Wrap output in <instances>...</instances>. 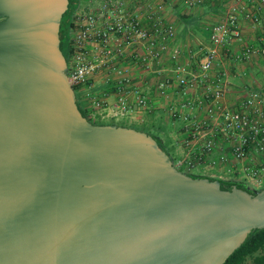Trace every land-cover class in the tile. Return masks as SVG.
<instances>
[{"label":"water","instance_id":"obj_1","mask_svg":"<svg viewBox=\"0 0 264 264\" xmlns=\"http://www.w3.org/2000/svg\"><path fill=\"white\" fill-rule=\"evenodd\" d=\"M67 0H0V264H222L264 228L250 193L89 122L58 46Z\"/></svg>","mask_w":264,"mask_h":264},{"label":"built area","instance_id":"obj_2","mask_svg":"<svg viewBox=\"0 0 264 264\" xmlns=\"http://www.w3.org/2000/svg\"><path fill=\"white\" fill-rule=\"evenodd\" d=\"M128 11L124 0H99L96 9L72 12L68 27V43L73 52L72 65L66 74L71 87L84 84L99 68L116 69L113 59L127 50L133 62L154 73L160 52L167 49L164 40L172 35L168 24H160L153 11L141 21L139 0H131ZM195 4L204 0H184ZM212 1V0H209ZM264 32V0H227L218 21L208 29L207 42L194 51L196 71L174 64L167 76L153 89L163 97L176 93L180 98L170 116L180 122V154L172 160L178 170L188 174L234 181L255 187L264 184V88L243 87L229 103L228 78L213 72V66L230 57L232 44L239 49L232 56L242 62L251 57L264 58V39L259 45L244 41L241 23ZM176 54L169 53L174 59ZM118 72V70H116ZM115 99L107 102L90 96V118L127 117L135 109L147 108L149 96L137 83L121 77L116 83ZM217 152V157L212 153ZM229 153L235 164L225 167ZM220 171V172H218ZM224 173V174H223Z\"/></svg>","mask_w":264,"mask_h":264},{"label":"rangeland","instance_id":"obj_3","mask_svg":"<svg viewBox=\"0 0 264 264\" xmlns=\"http://www.w3.org/2000/svg\"><path fill=\"white\" fill-rule=\"evenodd\" d=\"M127 3L128 11L133 10L131 8V5L133 3L131 0H124ZM151 0H139V16L141 21H146V15L147 12L154 9V16L157 21L160 22V24H167V22L171 25L172 30V41L170 44V51L171 54H176L174 59H171L168 54V58L170 59L167 61V58L165 59V63L162 61L164 60V53L167 54V52H160L157 62L155 65V72L152 73L148 71L146 68L140 66L138 62H133L131 58L129 57V53L127 50H125L119 58L113 59V63L116 66V69L113 70H105V68L99 67L95 73L93 78H106L105 84L108 86H112V88L116 92V83L117 80L121 77H126L129 79V81L134 80V78H142L143 83L145 87L151 86V82H154V78L156 81L154 82L156 85L158 84V81H160L162 78H166L167 74H171V78H174L172 73L168 72V69L172 67L174 64L178 63L180 65H184L183 62L186 61L185 56L183 54V50L195 48L198 41H204L206 30L209 29V27L218 21L221 17L223 4L222 2L214 1V2H203L195 3V4H189L186 3L184 0H154L155 2L150 3ZM167 2L171 6V13L170 18H165L164 10L165 7H168ZM99 4V0H78V5L75 9L76 11L80 12H86L88 8L96 9ZM184 12H188V14L193 18L192 20H189L188 22L185 21L184 24L181 22V20L177 19L179 15H184ZM181 26H185L183 31L181 30ZM192 31V34L190 32H187V30ZM67 38V37H66ZM66 38L63 40L65 41ZM69 47L71 48L70 42L68 43ZM73 52H69V56L66 62V68H65V74L68 73L70 70V65H72L73 60ZM167 57V56H165ZM191 59V58H190ZM227 59V58H226ZM256 59V58H253ZM124 62H127V66L123 67ZM227 63V61H226ZM263 69L262 78L264 77V63H261ZM259 67V66H258ZM167 68V69H165ZM261 69V67L257 68ZM118 70V72L116 71ZM257 71V70H256ZM260 71V70H259ZM256 74H258V72ZM131 78V79H130ZM96 81V80H95ZM98 81V80H97ZM100 82L95 84L94 89L101 88L99 85ZM154 84V85H155ZM104 85V84H103ZM100 86V87H99ZM254 86V85H253ZM88 80L73 89L76 103L81 107L87 114V119L89 118V121H92L95 124H116V125H127L132 126L133 128L137 130L144 131L146 133H150L153 136L157 137L164 134V136L167 138V141H161V143L165 146V148L168 150V155L170 159L175 160L178 158L180 154V140H181V134H180V122L179 120H175L170 116V112L173 106H177L178 102L180 101V98L176 93H173L172 95L169 94L168 97H163L159 94L158 89H155V100L151 102V99H149V102L147 103L148 107L144 109H135L132 107V111L130 115L135 111H145V113L141 116V121L139 123H134L130 121H126L123 119V117H116L113 119L107 118V117H99L96 116L94 118H90L88 115V112L90 110V102L89 97H95L98 100H102L104 98L98 97V92H94L91 90V92L88 91ZM93 94V95H92ZM97 96V97H96ZM160 98V100H159ZM115 99V97H114ZM107 101V100H106ZM109 102V101H107ZM113 102V101H110ZM154 127L156 129H161L154 131ZM153 130V131H152ZM156 132V133H153ZM163 133V134H162ZM229 159V158H228ZM225 167H229L226 166ZM229 175H232L231 173ZM246 190H249L251 192H256L260 188L259 187H253L248 184L242 185ZM264 187V186H263ZM262 188V187H261ZM254 253L253 255H255ZM252 255V256H253ZM252 256H247L242 261L241 264H251Z\"/></svg>","mask_w":264,"mask_h":264},{"label":"crops","instance_id":"obj_4","mask_svg":"<svg viewBox=\"0 0 264 264\" xmlns=\"http://www.w3.org/2000/svg\"><path fill=\"white\" fill-rule=\"evenodd\" d=\"M155 1L151 0L150 3H153ZM214 1L222 2V4L227 2V0H212V1L205 0V2H214ZM167 5H168V7H165L164 15H165V18L169 19L170 16H172V15H170L171 6L169 5L168 2H167ZM220 10L222 11V9H220ZM150 11L154 12V9L152 8V10H150ZM184 13H185L184 15L181 14V15H179V17H177L178 20L180 19L181 22H183L182 24H184L185 21L188 22L189 20L193 19L188 14V12H184ZM167 24L171 27L169 22H167ZM184 27L185 26H181V30L182 31H183ZM190 31H191V29L187 30V32H190ZM183 32H185V31H183ZM241 33H242V36L244 38V41L249 43V44L259 45L260 44V40L259 39L260 38L264 39V32L261 33L258 28H251L246 21L241 23ZM190 34H192V31L190 32ZM207 35H208V30H206V35H205V40L204 41H198L196 46H195V48H190V49L183 50L184 51L183 54H184L185 59H186V61L183 62V63H184V66H185V68L187 70H189L191 72L192 71H196V63H195V58H194L195 56L193 55V53H194L195 50H197L199 45L206 44ZM171 41H172L171 37L170 38H166L164 40V42L166 43L167 49L165 51H163V52H167V54L166 53L163 54L164 55V60L162 61V63L165 61L166 58H167V61L170 60L168 58V54L170 53L169 51L171 49V47H170ZM238 49H239V45L232 44L230 46V49H229L230 57H228V56L223 57L221 59L222 63L221 64H217V65L213 66V68H212L213 72H221L222 76L224 78H228L230 90H229L228 94H226L225 99L229 103L232 101V99L236 96V94L243 87H251V88H253V87L254 88L255 87H259V88L262 87V88H264V77L262 78V75H261L263 73V71H262L263 67H262L261 63H264V58L256 56V57H251L248 60H245V61H242V62H238L236 60H233V58L231 56L234 53H236L238 51ZM165 56H167V57H165ZM253 58H256V59H253ZM226 61H227V63H226ZM126 66H127V62H124L123 67H126ZM258 66L261 67V69H257V68H259ZM165 69H167V68H165ZM256 70L257 71L260 70L258 72V74H256V72H257ZM170 75L171 74H167L166 76H170ZM93 77H94V75L91 76L88 79V86H89V90H90V91L89 90L88 91L91 92V90H92L94 92H98V97L104 98L105 100H107L109 102L113 101L114 97H115V90L112 88V86H108L107 84H105L106 78H93ZM155 81H156V79L154 78V82ZM98 82H100L99 85L101 86V88L94 89L95 88L94 87L95 84L98 83ZM131 82L140 84L145 89V92L149 96V98L151 99V102L153 100H155V91L153 89L154 84H155L154 82H151V86L150 87L148 86L147 88L144 86L145 85L144 83H146L147 81L143 83V79L142 78H134V80H131ZM147 83H149V82H147ZM159 100H160V98H159ZM144 113H145V111H142V112L141 111H135L131 115H129L127 117H123V119H125L126 121H130V122L132 121L134 123H139V121H141V118H142L141 116ZM107 118L113 119L111 117H107ZM114 118H116V117H114ZM153 130L157 131V130H161V129H156L154 127ZM153 133H156V132H153ZM158 138L161 141H165V140L167 141V138L164 136V134L162 135V138H161V136H158ZM217 152L218 151L213 152L212 156L216 158L217 157ZM225 156L227 157V160H226L224 165L231 167L233 164H235L234 160L231 159V156H230V154L228 152L225 153ZM218 172H220V171H218ZM234 176L235 175H227L226 177H228L227 180H231L232 181L233 179H235ZM239 182H241V181H239ZM248 185H250V184H248ZM263 186H264V184H262L259 188H261ZM253 187H255V186H253Z\"/></svg>","mask_w":264,"mask_h":264},{"label":"trees","instance_id":"obj_5","mask_svg":"<svg viewBox=\"0 0 264 264\" xmlns=\"http://www.w3.org/2000/svg\"><path fill=\"white\" fill-rule=\"evenodd\" d=\"M78 4V0H67V9L69 12V16L71 17L73 10L75 9L76 5ZM70 17L68 20V27H70ZM60 52L62 53L65 61L67 62L68 56H69V44H68V37L65 41H62L58 46ZM75 87H72L74 89ZM76 107L80 113H82L85 118L87 117L86 112L79 107V105L76 103ZM87 119V118H86ZM89 121V118L87 119ZM93 123L92 121H89ZM124 126V125H123ZM151 137L155 139V141L158 143V145L168 154V150L165 148V146L161 143V141L153 136L150 133ZM195 178H207L208 180H212L211 177H205V176H197V175H191ZM220 180V183L224 185L227 188L236 187L246 190L242 185L244 183L234 180ZM250 193H253L249 190H246ZM256 253L255 255H253ZM253 255V256H252ZM247 256H252L251 264H264V228L261 229H255L248 237L226 258V260L222 264H241L242 261Z\"/></svg>","mask_w":264,"mask_h":264}]
</instances>
